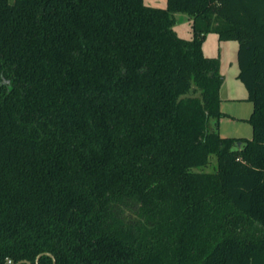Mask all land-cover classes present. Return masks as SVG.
<instances>
[{"label":"trees","instance_id":"trees-1","mask_svg":"<svg viewBox=\"0 0 264 264\" xmlns=\"http://www.w3.org/2000/svg\"><path fill=\"white\" fill-rule=\"evenodd\" d=\"M210 33L238 43L251 139L211 127ZM45 254L264 264V0H0V264Z\"/></svg>","mask_w":264,"mask_h":264},{"label":"rangeland","instance_id":"rangeland-1","mask_svg":"<svg viewBox=\"0 0 264 264\" xmlns=\"http://www.w3.org/2000/svg\"><path fill=\"white\" fill-rule=\"evenodd\" d=\"M14 0H11L13 2ZM145 4L152 8L165 9L167 7V0H145ZM176 25L174 29L178 35L186 40H191L193 37L192 24L193 20L187 14L178 13L175 15ZM238 43L236 42H221L218 35L210 33L207 35L205 43L203 45V51L207 57L218 58L221 61V71L223 75H226V83L222 88V96H232L233 93L236 96H240V89L247 95V91L240 80L234 79V68H237L234 60L237 56ZM225 65V66H224ZM224 72V73H223ZM234 91V92H233ZM221 96V95H220ZM222 98V97H221ZM253 104L246 101H230L225 100L221 103V110L231 114L233 111H237L239 116H250ZM233 110V111H232ZM236 114V113H235ZM215 120L211 121V125H215ZM213 128V126H211ZM218 132L223 137L228 136H246L251 138L252 127L243 120L238 121L236 119L225 117L222 118L218 124ZM217 167V157L211 156L210 165L207 168H203L206 172H215Z\"/></svg>","mask_w":264,"mask_h":264},{"label":"crops","instance_id":"crops-1","mask_svg":"<svg viewBox=\"0 0 264 264\" xmlns=\"http://www.w3.org/2000/svg\"><path fill=\"white\" fill-rule=\"evenodd\" d=\"M237 52H238V50H237ZM234 62H235V64H236V66H238V61H237V56H236V59L234 60ZM221 65H223V64H221ZM225 66V65H224ZM224 73V72H223ZM221 74H222V71H221ZM233 74H234V79L235 80H239L238 79V75H239V67H237V68H234V71H233ZM223 75V74H222ZM223 77H224V82L226 83V75H223ZM224 82H223V85H222V87H221V91H220V95H221V99H222V103H223V101H224V99L225 100H230V101H238V100H241V101H246L247 102V96L248 95H246L245 93H244V91H242V89H240L239 88V90H240V94H238V95H240V96H236L234 93H233V95L232 96H228L227 98H226V96H222V88H223V86H224ZM234 92V91H233ZM249 102V101H248ZM233 111V110H232ZM252 111H253V108L251 109V112H250V114L249 115H251L252 114ZM225 114H227L230 118H233V119H236V120H238V121H241V120H243V121H245V120H247L250 116H239V115H237V111H233L231 114H229V113H227V112H224ZM236 113V114H235ZM211 126H213V129H216V124L215 125H211ZM252 134H253V132H252ZM226 137V136H225ZM228 137H232V138H244V139H251L252 138V136H251V138H249V137H246V136H228Z\"/></svg>","mask_w":264,"mask_h":264},{"label":"water","instance_id":"water-1","mask_svg":"<svg viewBox=\"0 0 264 264\" xmlns=\"http://www.w3.org/2000/svg\"><path fill=\"white\" fill-rule=\"evenodd\" d=\"M45 255H47V256L53 258V260H54V264H56V261H55L54 257H53L51 254H45ZM42 256H43V255H40V256L38 257V259H37V264L39 263V259H40ZM23 263H25V264H31L30 262H27V261H25V262H23Z\"/></svg>","mask_w":264,"mask_h":264}]
</instances>
